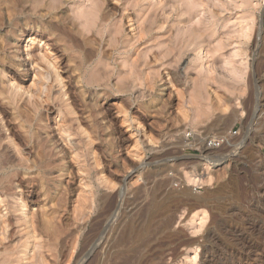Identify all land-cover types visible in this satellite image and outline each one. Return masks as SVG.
Instances as JSON below:
<instances>
[{
    "label": "rangeland",
    "instance_id": "1",
    "mask_svg": "<svg viewBox=\"0 0 264 264\" xmlns=\"http://www.w3.org/2000/svg\"><path fill=\"white\" fill-rule=\"evenodd\" d=\"M261 64L264 0H0V238L37 220L41 264H100L91 186L127 172L164 193L146 264H264Z\"/></svg>",
    "mask_w": 264,
    "mask_h": 264
},
{
    "label": "bare ground",
    "instance_id": "2",
    "mask_svg": "<svg viewBox=\"0 0 264 264\" xmlns=\"http://www.w3.org/2000/svg\"><path fill=\"white\" fill-rule=\"evenodd\" d=\"M198 6H201V5H198ZM189 12H190L189 10L186 11V13H189ZM126 19H127V27H129L130 31L134 33L136 31V28L134 27L135 25L134 19L130 17L129 15H127ZM183 22L184 20H180V19L176 20V23L170 26L169 31L173 33V30H174L175 33L177 34L180 33L181 28L179 24ZM116 34L118 35L120 33L118 32ZM140 35L139 37L137 36L138 39H140ZM142 36H143V33H142ZM36 38L39 39V42L44 41L43 44L46 47L54 46L52 38L50 36L44 35L42 32H39V34L38 33L31 34L28 42H31V41L33 42L34 40H36ZM115 40L119 42V38L115 37ZM28 51L29 50L24 49V52H22L21 54L23 65L26 67L29 64L28 62L34 57V55L31 53H28ZM50 65L52 66L53 70H56V68H54L53 63H50ZM259 68H260L259 70H264V64L259 65ZM164 86H166V88L164 89L168 90L169 89L168 86H170V83L166 82L165 80ZM261 101H264V100H261ZM103 104L105 105L107 116L109 117L111 121H114L113 123L117 129L116 132L118 133V138H119V143H120L119 145L120 147L122 146L124 147L125 143H127L128 140L133 138V136L130 138V135H128L131 129L130 128L131 126L128 124L126 129H124L120 125L118 126L117 121H116V116L113 115V113H111L112 106L114 104L110 102H106V101H104ZM137 141L139 142V139ZM127 153L128 152H126V154ZM126 157L125 159H127ZM204 159H207V156L204 157ZM216 161L217 163H219L220 159L215 160L214 163ZM218 165L219 164L215 166H218ZM130 168L132 167L130 166ZM134 170L136 171L135 168L133 169V171ZM108 173H109L108 175L110 176L112 175V177H114L113 180L105 184L104 182L106 180L101 181V185L99 183V184H95L91 186L92 187L91 188L92 203H93L94 208H96V216L94 217V219L92 218L93 223H92L91 229L88 231L89 234L86 235L85 238L83 239L84 246L82 247L88 248L89 246H91L92 249L95 247H98L100 251L103 252V254L105 255L103 262L99 261V263L101 262L100 264H146V258L148 257L146 256V254L149 251H151L150 249L152 248L153 243L155 242L156 235L160 233L162 230L160 229V227H154V224H153V211L157 209L162 211L164 207L162 206V203H160L161 201H159L162 194H164L163 191H161L162 186H158L153 189L148 188L149 190H147V192H144L142 194L140 192L141 188H140V191H138V189L136 188V183H129L127 181L129 180L131 176L127 172L121 178H116V176H114L110 171ZM128 176L129 178L126 179V177ZM135 179H136V176H135ZM34 201L36 200L34 199ZM20 220L21 219L17 220V222H19ZM248 220H250V218ZM36 221L37 220H34L31 223L28 221H24L22 224H18V226L12 225L10 230L7 232V235L6 236L4 235L2 237L3 239L0 238V264H41L42 263L41 258L44 256H49L47 254L48 249L50 248L47 244L48 235L45 236L46 234H43L41 232V230L38 228V222ZM167 224L169 223L167 220H165L164 225L166 226ZM77 225L75 226L79 228V226ZM257 229L259 228L257 227ZM233 234H235V232ZM259 237H260L259 239L262 241L261 243H263L264 234ZM239 242L242 243V246H245V243L243 241H239ZM29 252H31V255L29 254ZM88 252L86 253L85 251L84 254L86 253L85 255L87 256ZM82 253H83V249L81 248L80 251L76 254L75 264H80V262H82V259L85 256L84 255L81 258V256L83 255ZM49 261H50V264H59L60 262L59 255L58 257L54 256L53 258H49Z\"/></svg>",
    "mask_w": 264,
    "mask_h": 264
},
{
    "label": "built area",
    "instance_id": "3",
    "mask_svg": "<svg viewBox=\"0 0 264 264\" xmlns=\"http://www.w3.org/2000/svg\"><path fill=\"white\" fill-rule=\"evenodd\" d=\"M220 144H222L221 140H212L210 141L209 146H211L212 148H215L217 146H220Z\"/></svg>",
    "mask_w": 264,
    "mask_h": 264
}]
</instances>
